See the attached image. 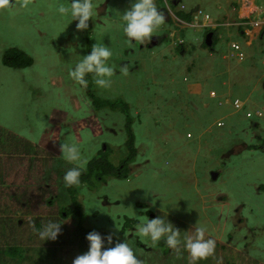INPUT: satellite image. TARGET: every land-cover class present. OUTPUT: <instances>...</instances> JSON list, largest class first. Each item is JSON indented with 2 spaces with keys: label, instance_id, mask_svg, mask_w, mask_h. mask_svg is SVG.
Returning a JSON list of instances; mask_svg holds the SVG:
<instances>
[{
  "label": "rangeland",
  "instance_id": "obj_1",
  "mask_svg": "<svg viewBox=\"0 0 264 264\" xmlns=\"http://www.w3.org/2000/svg\"><path fill=\"white\" fill-rule=\"evenodd\" d=\"M163 1L155 0L158 8H163ZM231 1L183 0V5L187 11L200 8L213 18L217 3L225 5ZM15 2L19 4L21 0ZM58 2L28 0V8L0 12V165L5 163L6 156L20 154H25L30 164L26 181L28 192L24 195V177L17 173L23 167L17 168L15 162L6 161L7 174H0V184L8 187L12 198L18 195L13 201L20 206L12 210L10 204L0 202V211L9 217L6 223L17 219V231L7 238L8 245L40 249L35 256L33 251L27 253L34 263L25 259L21 264H72L73 259L82 254L75 232L78 224L108 230L114 237L125 239L141 264H190L183 246L174 250L159 243H143L135 235V215H147L149 219L167 216L181 232L190 230L189 235L194 234L196 225L204 227L205 238L216 240L217 254L197 264L205 261L264 264V81L262 85L259 82L264 73V52L247 47L245 38L237 32L231 40L240 46L243 60L231 57V51L237 52L232 48L229 53L225 52L227 45L218 43L221 52L213 59L221 60L224 54H229L230 83L237 89L234 93L245 103V108L232 109L238 117L226 119L224 126L218 123L212 126L218 117H227V112L214 107L213 101H209L207 110H196L192 115L180 109L166 111L155 96L162 92L169 99L173 80L175 86L185 87L188 83L185 78L192 81L195 76H209L203 64L212 71V85L216 84L218 71L209 66L210 52L202 45L210 30L219 34L227 27L179 28L177 36L172 38L173 26L165 17V23L151 41L128 44L112 10L123 13L130 7L131 0H93L98 16L89 21V28L84 32L76 31V21L66 28L67 22L57 18ZM166 35L170 38H164ZM157 37L164 41L153 46ZM95 40L111 47L110 63L114 65L115 74L109 88L98 89L92 83L93 89L100 99L119 100L129 105L135 117L137 152L132 162L129 159L127 178L107 176L93 189L95 195L87 193L78 198L83 211L78 221L73 217L76 206L68 186L64 193H53L50 202H55L54 211H60V214L55 213L56 221L62 224L61 234L56 241H42L31 227L34 222L27 214L33 201L45 202L34 183L43 177L38 187L45 191L49 183L56 184L55 169L60 161L55 155L61 157L60 145L65 139L81 145L87 164L98 156V150L107 149L106 145L110 147L109 153H115L118 165L124 157L130 156L125 114L109 108L98 111L87 91L67 78L70 60L74 64L78 59L68 49L74 48L76 54L83 56L88 54ZM180 40L187 45L192 43L193 49L182 54L185 45L181 47ZM11 49L25 52L33 59V64L24 68L6 66L4 55ZM191 57L193 62L187 65ZM200 97L209 98V93L203 92ZM247 110L260 111L263 116L248 119ZM253 122L259 125L257 129L252 127ZM206 126L210 131L199 136V131ZM187 133L191 136L187 137ZM255 146L260 148L254 149ZM211 156L218 160L212 163ZM113 157L108 154L110 160ZM44 162H49L47 169L43 167ZM64 163L70 168L76 166L65 160ZM40 169L39 178L34 179L33 172ZM213 171L220 175L215 178L211 175ZM4 192L0 191V197ZM63 208H69L70 217L64 216ZM155 249L158 250L156 255Z\"/></svg>",
  "mask_w": 264,
  "mask_h": 264
},
{
  "label": "clouds",
  "instance_id": "obj_2",
  "mask_svg": "<svg viewBox=\"0 0 264 264\" xmlns=\"http://www.w3.org/2000/svg\"><path fill=\"white\" fill-rule=\"evenodd\" d=\"M28 7V0H21L19 4L15 0H0V12L11 13L14 9H25ZM192 10L193 13L190 14L192 17L198 11H202L203 15L209 16L208 19L201 17L199 25L203 27H227V22L210 24L212 20L211 16L200 8L196 7ZM112 11H114L113 17L118 18L120 22V27L126 38L125 42L128 44H132L133 42L143 44L147 40L151 41L157 30L165 23V12L157 7L155 0H131L130 7L126 8L123 13L116 10ZM55 15L58 19L67 22L66 28L73 21H76V31L84 32L89 28V21H93V18L98 16V7L94 4L93 0H59L55 6ZM86 34L89 35V32H86ZM209 34H211V31ZM156 41H164V39L154 40L152 42L153 46L156 45ZM150 44H147V47ZM179 45H185V49L188 47L182 40L179 41ZM207 45L210 46V44ZM235 46H238V49ZM233 50L237 52L233 54L234 56L240 60L244 59V53L241 52L238 44L233 45ZM68 51L70 54H75L78 57L74 64L70 60V66L67 71V78L74 85H78L80 89H87L89 85L88 77H91L92 83L98 89H107L111 86L112 78L115 74L114 65L110 63L113 57L111 47L105 46L103 41H96L86 55L80 56L76 54L74 48H69ZM183 51L186 52L185 50ZM237 101L240 103L239 108L236 107ZM234 108L235 110H243L245 103L240 99H236L234 101ZM249 112L252 113V111L246 112L248 119L263 116L262 112V116H259L258 112L260 111H257L252 113V117H248L247 114ZM218 125L224 126L225 122L222 121ZM187 137L190 136L187 134ZM104 148H107V145ZM60 151L62 159L76 165L64 173L62 177L63 183L68 187L79 185L81 168L84 166L82 171L86 172L88 166L87 160L83 156L81 145L72 139H65L60 145ZM213 157L211 156L210 160ZM63 165L65 168L66 163L63 162ZM211 166L215 165L212 164ZM213 173H216V171L211 172V175ZM218 175L220 174H217V177ZM135 216L137 221L134 230L135 235L143 243L147 244L150 242L152 245H156L163 240L168 248L174 250H179L180 246H183L188 253L190 264H197L198 261H204L209 257L215 256L216 240L205 238L204 227L196 225L194 227V234L189 235L188 232L190 230L181 232L169 222L167 216L159 215L151 219L147 215L143 217ZM61 225L57 221L48 220L40 228H37L35 225L31 227L40 240L56 241L61 234ZM85 239L88 244V250L76 256L72 264H141V261L137 259L125 239L114 242L112 234L102 236L95 230L87 233Z\"/></svg>",
  "mask_w": 264,
  "mask_h": 264
},
{
  "label": "crops",
  "instance_id": "obj_3",
  "mask_svg": "<svg viewBox=\"0 0 264 264\" xmlns=\"http://www.w3.org/2000/svg\"><path fill=\"white\" fill-rule=\"evenodd\" d=\"M180 1V0H178ZM262 6L264 8V0H233L230 2V4H222L221 2L217 3L216 5V14L212 18L210 24L215 23H226L227 22V30L221 33H215V31H211V40H210V46L207 45L204 49H208L210 53V59H209V66L212 69H216L218 71L217 73V83L212 85V71L208 68L206 64H203L205 69L207 70L209 76L207 77H194V80L190 81L189 78H185L184 81L188 82L185 87L181 86H175V82L173 80V83L171 85L172 91L169 95L170 98L168 99L167 96H164L162 92L157 94L155 96L156 101L159 102L160 107L165 109L166 111L174 112L177 109H180L183 111V113L187 114H194V111H200L203 112L208 109L210 106L209 101H213V106L221 108L223 111L227 112V117H218V119L212 123V126L215 123H220L222 121L226 122V119L228 118H237L235 112L232 111L234 108V101L236 99H239L238 96L235 95L236 88H233L232 84L230 83L231 78L228 76L230 72V64L227 61L229 58V52L231 48L233 49V45L237 44L236 42L232 41V35L237 32L239 36H243L246 40V46L247 47H255L261 52H264V10L260 7ZM193 13V10H191ZM187 11V13L191 12ZM182 26H179L180 28L190 27L191 23H188L183 17L180 21ZM225 25V24H223ZM222 25V26H223ZM212 28V27H211ZM218 29V28H213ZM163 39L161 37L155 38V40ZM206 40V39H205ZM221 42L225 45H227L225 52H228L227 54H224L221 58V60L213 59V56L218 55L221 52V49H219L218 43ZM163 43V41H156V45H160ZM187 45V44H186ZM177 44L174 43V47H176ZM145 46H142L144 48ZM193 49V44L189 43L187 49H185L186 52ZM186 52L182 51V54H185ZM230 56H233V51H231ZM193 62V58L191 57L190 60L186 63L187 65H190ZM217 64V66H214ZM137 70V69H136ZM264 79V73L262 74L261 78L259 79V82L263 83ZM188 91V92H186ZM203 92L209 93V98L205 97L204 99L200 96L203 95ZM188 93V95H186ZM215 93V94H213ZM250 111V110H247ZM189 112V113H188ZM188 124V122L186 123ZM211 126V127H212ZM258 124L256 122L252 123V127L257 129ZM180 130V128H179ZM183 130V129H181ZM184 131V130H183ZM208 131H210L209 126H206L203 130L199 131V136H203ZM177 132L178 134H181L180 131H172V133ZM189 136H191L190 133H187ZM43 144L42 142H40ZM49 143L48 141L45 142L43 145L47 146ZM55 147V144L53 143V148ZM46 148V147H45ZM51 147V150L53 149ZM48 152V151H47ZM53 152V151H52ZM1 155V154H0ZM38 158V157H37ZM59 159L61 157H56ZM214 159L212 162H215V160H218V157L214 156ZM8 159H12L14 161L18 160L16 162L17 168L23 167L21 171H18V175H23L24 177V190L23 193H27V177L30 172L29 168V161L26 159L25 154L20 155H13V156H6L4 159V162L8 161ZM16 159V160H15ZM44 159V158H42ZM49 159V158H47ZM62 159V158H61ZM39 162L41 163V159L39 158ZM5 163H2L0 165V174L6 173L7 174V165ZM5 164V165H4ZM49 164V162H48ZM9 169L10 164H8ZM3 167L2 171L1 168ZM45 169H47L46 164L44 166ZM57 169L61 170L62 173L64 171V165L63 162H60L59 166L56 167ZM49 169V168H48ZM42 169L39 171L33 172L34 179H38L39 175L41 174ZM39 182V181H38ZM51 184L49 183L48 186ZM0 191H5L1 197L0 202L3 205L10 204L11 207H15L13 204L15 201L11 199L12 196L10 194V191L8 190L7 186H4L0 184ZM22 193V192H21ZM18 195H16L17 197ZM15 197V199H16ZM9 201V202H7ZM12 209V208H10ZM29 216V219L31 217V222L34 221V217L31 213L27 214ZM43 216V215H42ZM8 217L7 214L4 211H0V228H2V218ZM49 217V212H48ZM48 217L46 219V222L48 221ZM27 222V221H26ZM26 222H21L23 225ZM9 235V234H8ZM233 264V263H232ZM263 264V263H261Z\"/></svg>",
  "mask_w": 264,
  "mask_h": 264
},
{
  "label": "trees",
  "instance_id": "obj_4",
  "mask_svg": "<svg viewBox=\"0 0 264 264\" xmlns=\"http://www.w3.org/2000/svg\"><path fill=\"white\" fill-rule=\"evenodd\" d=\"M181 16L188 22L191 23L190 26L198 29V28H203L202 25H198L196 26V22L194 17H192L189 13L187 14H181ZM213 31V30H210ZM209 31V32H210ZM184 33H181V37H183ZM209 34V33H208ZM207 34V36H208ZM167 35L165 36V38L167 39ZM184 42V41H183ZM184 45H181V47H183ZM204 48L207 47V43L204 42L202 45ZM4 64L6 66L9 67H13V68H24V67H28L31 66L33 64V59L27 55L25 52L18 50V49H11L9 52H7L4 55V60H3ZM89 79V85L87 87V89H85L88 93V95L92 98L94 106L97 110H101L102 108H109L113 111H120L122 113L125 114L126 116V132L128 134V141L126 143L127 148L130 150V156H128V158H123L121 161V165L116 164V157H115V153L113 154L112 152L109 153L110 147L109 145H107V149H101L98 150V156L97 157H92V159L89 160L88 166H87V170L86 172L81 170V176H80V185H74L71 187H68V193L73 195V201L75 203L76 206V214L73 215L74 220L78 221L79 216L83 215V211L81 210V203L78 200V198H81V196L86 195L88 193V195H95L93 189L100 183V181L105 180V178L107 176H111L113 178H118V179H125L129 176V174H127L128 172V164H129V159L131 160L130 162H132L133 160V155L136 154L137 149L135 147V143H136V137L134 134V129H133V122L135 120V117L133 116V114L131 113V108L129 107L128 104H123L118 102L119 100H115V101H110V100H103L100 99L96 96V93L93 89L92 86V80L91 77H88ZM139 119L138 122H141V115H139ZM252 125V124H251ZM263 145H264V141H263ZM262 145V147H263ZM261 146V145H260ZM260 146H255L253 147L254 149H259ZM262 149V148H261ZM47 152V151H46ZM108 154L111 156H114L113 158H111V160L108 158ZM120 158V157H118ZM16 160V159H15ZM59 160L60 162H64V159H56ZM18 160L14 161L12 159H8V163L9 162H17ZM48 162H44L43 167L45 166V164ZM30 168V166H29ZM69 166H65L64 171H63V175L64 173L69 169ZM59 173L62 174L61 171H57V168L55 169V173ZM220 172L222 173V171L220 170ZM42 178H40L39 182H35L34 185L37 187L38 192L40 193L41 197L44 198L45 202H41L38 201L37 203H35L33 201V203L30 204L31 208L29 209V212L33 215L34 217V225L36 227L42 226L45 222L46 219L48 217V212H49V217L48 220H54L56 221V213L60 214V211H54L55 210V202L52 203L50 202L51 196L53 193H57L58 192H65V184L61 179H54V182L59 183V189H57L55 187V185H50L49 188L45 191L42 188H39V184L40 182H42ZM88 187H87V186ZM58 191V192H57ZM22 194V193H20ZM27 194V193H25ZM12 195V194H11ZM59 195V194H58ZM16 197V196H15ZM35 198H39V196H34ZM11 199H15L14 197H10ZM90 199V197H89ZM33 200V198H32ZM16 207L20 206V203L18 202V205L16 204V202L13 204ZM12 210L15 209V207H11ZM31 209H35L33 212L31 211ZM67 209L63 208V214H65L64 216L66 217H70V211ZM21 209H18L17 211H19ZM16 211V212H17ZM151 214V213H149ZM43 215V216H42ZM9 219V217H5L2 218V222H4L2 224V228H0V264H21L25 259L31 261L32 263H34V261H32V256H28L30 254H27L28 251H33V256H35V252L36 251H40L39 248H35L34 250H32L31 248H20L18 245L13 247L12 245H8L6 240L7 238L10 236V234L12 232L17 231L15 223L17 222L16 217L14 218V220L12 222H8L6 223L5 221ZM97 231L99 232L102 236H107L108 234H111L109 232H107L108 230H100L97 228H89V227H85L82 226L80 224H78L75 228V232L77 234V238H78V244H79V248L81 250L82 253L86 252L88 250V244L87 241L85 239L86 234L89 233L90 231ZM125 230V229H124ZM32 234V231L30 232ZM9 234V235H8ZM31 234H29V238H31ZM18 239H16L17 241ZM113 240L114 242L117 240H120L116 237L113 236ZM14 241V240H13ZM159 244L163 247L166 246L164 244V241L161 240L159 242ZM231 252V251H230ZM154 255H156L158 253V250H154L153 251ZM215 254H217V252H215ZM230 256V253L228 254ZM229 259H231L230 257H228ZM212 261L209 262H204V264H211Z\"/></svg>",
  "mask_w": 264,
  "mask_h": 264
},
{
  "label": "flooded vegetation",
  "instance_id": "obj_5",
  "mask_svg": "<svg viewBox=\"0 0 264 264\" xmlns=\"http://www.w3.org/2000/svg\"><path fill=\"white\" fill-rule=\"evenodd\" d=\"M163 3H164V6H163V8L161 7L162 8L161 10L165 12V17L167 19L166 22H169L173 26V32H172V35L173 36H172V38H174L175 36H177V32L180 30L179 29L180 28L179 26H182V24L180 22L182 20L181 14H187V10H186V7H184V5H183V0H180V1H178V0H172L171 3H169V0H164ZM170 5H172L174 8L171 7ZM105 8H106V6H105ZM189 14H192V11L189 12ZM171 21H174V22H171ZM100 23L102 25H104V22H100ZM168 38H170V36H168ZM206 40H207V38H206ZM206 40H205V42H206ZM213 159L214 158H211V160H213ZM57 171H61V170L57 169ZM56 175H57V178L58 179H61L63 177V173L62 174H59L57 172ZM59 186H60L59 183H56L55 184V187L57 189H59ZM83 196H85V195H83ZM83 196H81V197H83ZM52 198H53V196H51V199ZM34 210L35 209H31L32 212Z\"/></svg>",
  "mask_w": 264,
  "mask_h": 264
},
{
  "label": "built area",
  "instance_id": "obj_6",
  "mask_svg": "<svg viewBox=\"0 0 264 264\" xmlns=\"http://www.w3.org/2000/svg\"><path fill=\"white\" fill-rule=\"evenodd\" d=\"M201 17H204L205 19H208L209 18V16L208 15H203V13H202V11H198L196 14H195V16H194V19H195V22H196V26H198L199 24H200V19H201ZM235 48L236 49H238V46H235ZM242 55V54H241ZM236 107H240V103H239V101H237L236 102ZM258 115L259 116H262V113L261 112H258ZM247 116L248 117H252V113L251 112H249L248 114H247Z\"/></svg>",
  "mask_w": 264,
  "mask_h": 264
},
{
  "label": "water",
  "instance_id": "obj_7",
  "mask_svg": "<svg viewBox=\"0 0 264 264\" xmlns=\"http://www.w3.org/2000/svg\"><path fill=\"white\" fill-rule=\"evenodd\" d=\"M210 40H211V34H209V35L207 36V40H206V42H207L208 44H210V43H211ZM213 174H214V177L216 178V177H217V174H216V173H213Z\"/></svg>",
  "mask_w": 264,
  "mask_h": 264
}]
</instances>
